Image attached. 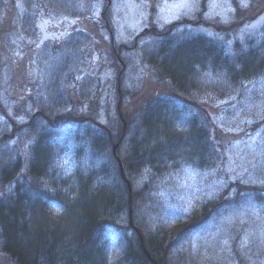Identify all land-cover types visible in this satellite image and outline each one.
<instances>
[{
  "label": "rangeland",
  "instance_id": "rangeland-1",
  "mask_svg": "<svg viewBox=\"0 0 264 264\" xmlns=\"http://www.w3.org/2000/svg\"><path fill=\"white\" fill-rule=\"evenodd\" d=\"M24 1L0 0V135L5 132L13 134L2 144L1 151L8 150L21 162L18 176L26 174L31 165L30 153L37 135H33L30 127L26 126L32 117L43 111L42 103H48L52 68L46 54L50 49L46 46L47 49L37 52L34 69L29 74L30 80L35 82L31 87L32 93L24 92L22 97L15 94L13 86L17 77L3 66L11 60H27L31 56L30 48L34 50L33 46L39 41L36 30L32 31L33 36L24 34L26 16L32 18L35 28L41 18L33 14L37 3L31 10L26 8ZM101 1L78 0L74 3L77 16L52 14L49 17L66 27L73 26L76 21H82L80 24L86 26L83 33L77 32L76 35L82 34L86 42L81 40L82 44L75 48L78 52L73 56L75 65H72L69 83L73 106L67 112L68 115L74 113L83 121L85 117L87 119L85 123L60 128L57 138L48 143L53 156L48 167L51 172L45 181L39 182L43 190L58 197L56 203L39 202L53 218L63 210L60 203L71 198V184L76 176L92 184L93 190L104 191V195L111 198L121 192L114 184L111 168L104 158L112 149L114 157H118L121 163L133 145L130 135H125L116 146L107 143L105 138L106 130L115 133L120 129L119 94H122L120 111L134 117L135 111L146 105L156 88L161 90L155 92L156 95L160 94L164 101L173 91L167 84H158L151 66L142 62L153 41L143 39L135 47L130 46L142 30L150 28L151 20L157 30L181 19L193 21L177 26L174 35L184 41L205 38L229 57L235 56L237 45L242 53L258 50L264 55V0H188L193 5L191 8L176 7L184 0H109L112 36L101 30L98 23L103 5ZM234 3L253 16L235 32L232 31L237 23ZM150 7L156 10L151 20ZM75 41L78 43L77 37L70 43ZM3 54L10 57L9 61L3 59ZM121 63L125 64L124 69ZM120 66L119 74L123 77L121 90L118 89ZM203 78L208 83L217 81L209 72L204 73ZM87 82H91L92 88H88L96 97L91 101L93 104L88 101L79 104ZM228 95L227 99L221 100L209 93L202 95L195 101L199 109L183 100L179 106L175 105L181 120L191 121L201 109L215 121L216 130L223 135L218 140L213 164L199 168L178 154H170L157 159L153 168L147 165L137 174L128 170L124 172L120 166L123 177L125 174L129 177L132 193L139 192L150 181L152 193L130 200V215L128 207L120 214L106 213L117 228L106 227L97 232L104 243L105 264H117L129 248L139 253V245L144 246V243L157 256L160 254L158 246L152 242L158 235L167 243L179 228L191 223L193 214L203 211L221 197L232 200L238 194L239 186L264 189V65L257 77L240 83ZM38 122L33 121L35 127L40 124ZM102 128L104 131L100 132ZM181 128L183 122L176 124V129ZM13 192L14 186L11 185L7 192L10 199ZM5 235L0 226V264H10L3 251ZM76 259L77 247L69 242L62 244L56 263L77 264ZM167 264H264V203L252 201L239 207H223L212 213L205 224L182 235L169 249Z\"/></svg>",
  "mask_w": 264,
  "mask_h": 264
},
{
  "label": "trees",
  "instance_id": "trees-1",
  "mask_svg": "<svg viewBox=\"0 0 264 264\" xmlns=\"http://www.w3.org/2000/svg\"><path fill=\"white\" fill-rule=\"evenodd\" d=\"M46 1L25 0L24 3L26 8L31 10L37 3L36 13H33L36 18L38 16L49 18L52 14L77 16V7L74 3L78 0ZM108 1H101L103 5L98 23L101 25V30L112 36L111 5ZM205 2L202 5V11ZM236 8L234 16L237 23L233 27L232 31L234 32L245 20L253 18L237 6ZM155 14V7H150V20ZM24 21L23 27L26 32L24 34L34 35L32 31H35L36 28L32 24V18L26 16ZM192 22L181 19L165 29L157 30L151 20L150 28L142 30L131 41V48L138 45V42L143 39L153 41L150 52L144 55L142 62L152 66V74L158 84H167L173 91L164 101L163 97L159 96L160 94L156 95L155 92L161 91L160 88H156L154 95L148 98L146 105L135 111L134 117L124 115L120 111L122 102H120L121 106L118 104L121 116L120 129L115 133L106 130L105 138L107 143L116 146L120 145V140L122 141L125 135L131 136L133 143L131 151L121 160L124 172L128 170L137 174L147 165L153 168L157 164V159L170 154H178L181 159L193 163L199 168H206L209 163L213 164L218 152V140L223 135L216 130L215 121H212L213 119L206 111L200 109L196 117L186 122L177 116V106L183 103V100L189 103L188 105L199 109L195 105L196 102L200 99L199 97L208 93L219 100L227 99L232 88H237L240 83L257 77L264 65V55L258 50L242 53L237 45L235 46V56L229 57L205 38L198 37L184 41L174 35L177 26ZM77 39L78 43L76 41L67 42L68 46L73 45L71 51L68 48L61 50L54 45V58L53 60L49 59L52 68L49 74L51 86L47 97L48 103H42L43 111L32 117L31 123L26 126L30 127L29 130L33 135H37L30 153L31 165L26 174L18 176L21 162L12 157L11 152H7L8 150L1 151L2 144L13 134L5 132L0 135V226L6 234L3 251L10 264H57L60 247L68 242L77 247V264H105L102 250L104 243L100 240L101 237L97 236V232L106 227H116L108 219L106 213L120 214L129 207L128 190L124 180L120 177L118 157H114L112 149L104 158L111 168L114 184L118 189L120 188L121 192L117 197L111 198L109 195H104V191L93 190L92 184L76 176L71 184V198L60 203L63 210L57 218L48 215L44 205L39 203L42 200L56 203V198H58L43 190L39 184L41 180L45 181L51 172L48 167L53 156L48 143L54 137L57 138L60 128L68 126V124L79 125L82 122L85 123V119H87L83 116L85 117L83 121L74 113L68 115L67 112L73 106L69 96V83L73 71L72 65H75L73 56L75 52H78L75 48L82 44L81 40L86 42L83 35ZM123 65L125 64L121 63V66ZM121 66L118 69V74L122 70ZM206 72H209L217 81L208 83L203 78ZM119 76L118 85L121 90L123 77L121 74ZM87 84L81 92L79 104L84 101L93 104L91 101L96 97L94 91L91 90V82H87ZM121 96L122 94L119 97L121 98ZM188 100H193V102ZM63 112L66 114L61 115ZM34 120H38L40 123L36 127L33 124ZM179 122H183V128L176 129V124ZM102 131L104 128L100 130V132ZM92 133L97 134L96 131ZM127 176V174L124 175L128 181L129 177ZM11 185L14 186V195L10 199L7 192ZM150 185H152V181L147 182L139 192H133L131 200L135 201L144 195L149 196L152 193ZM237 192L238 194L232 200L221 197L203 211L193 214L191 223L179 228L172 235L174 238L169 239L167 243H165L166 239L158 235L152 243L158 246L159 255L156 256L149 251L146 248L149 246L144 243V246L139 245V253L129 248L117 264H167L169 249L181 239L182 235L197 230L203 223L205 224L212 213L223 207H239L252 201L264 203L263 188L239 186ZM10 200L13 201L11 204L8 203Z\"/></svg>",
  "mask_w": 264,
  "mask_h": 264
},
{
  "label": "flooded vegetation",
  "instance_id": "flooded-vegetation-1",
  "mask_svg": "<svg viewBox=\"0 0 264 264\" xmlns=\"http://www.w3.org/2000/svg\"><path fill=\"white\" fill-rule=\"evenodd\" d=\"M56 25H51L50 27H48L47 29V33L51 34V36H61L63 35V37L58 38V40H53V41H48L47 43H45L39 50H37L36 52H34V50L32 48H30L29 52L31 53V56H29L27 58V60H23L21 62H18L17 60L14 61H10L9 63H5L3 67H6L7 70L9 69V71L14 72L15 76L17 77L14 81V91L15 94L18 97H22L24 92H27V94L32 93L31 91V87L35 86V82L31 81L29 78V74L31 75V71H33V67H34V61H35V57L38 51H42L43 49H50L47 50V57L53 60L54 58V53H53V48L54 45L61 47L62 49H69L70 50V46H68L67 41H71V39L76 38V37H80L82 36V34H80V36H76L77 32L79 33H83L86 30V26L85 25H81L79 21H76L75 24L71 27H66L64 25H61L60 23H56L54 22ZM40 38V36H39ZM62 42H65L63 45H60ZM38 43V42H37ZM60 45V46H59ZM36 46V45H35ZM47 46V48H46ZM61 49V50H62ZM28 52V53H29ZM29 53V54H30ZM4 60L6 59L7 61H9V56L4 55ZM51 65V64H50ZM52 66V65H51ZM1 79V76H0Z\"/></svg>",
  "mask_w": 264,
  "mask_h": 264
},
{
  "label": "water",
  "instance_id": "water-1",
  "mask_svg": "<svg viewBox=\"0 0 264 264\" xmlns=\"http://www.w3.org/2000/svg\"><path fill=\"white\" fill-rule=\"evenodd\" d=\"M51 25H53V22L49 19H41L39 22H38V25H37V28L40 32V36H41V39L39 41V44L37 46V48L39 46H41L42 44H44L45 42L47 41H51V40H58V38L60 37H63V35H61L60 37L58 36H51V34H48L46 31L48 29V27H50ZM121 166V163L119 162V166ZM120 174L122 177L123 176V173H122V168L120 167ZM124 179V177H122ZM126 185H127V189H128V193H129V215L131 214V206H130V200H131V193H132V189H131V185L129 183H127L126 181Z\"/></svg>",
  "mask_w": 264,
  "mask_h": 264
},
{
  "label": "snow or ice",
  "instance_id": "snow-or-ice-1",
  "mask_svg": "<svg viewBox=\"0 0 264 264\" xmlns=\"http://www.w3.org/2000/svg\"><path fill=\"white\" fill-rule=\"evenodd\" d=\"M193 5H191L190 3H188V0H184L183 3L177 5L176 7H179V8H191ZM245 7L247 6V4L245 3L244 5Z\"/></svg>",
  "mask_w": 264,
  "mask_h": 264
}]
</instances>
